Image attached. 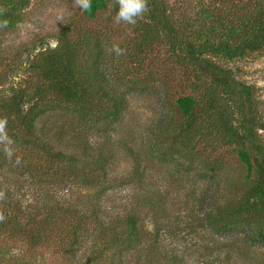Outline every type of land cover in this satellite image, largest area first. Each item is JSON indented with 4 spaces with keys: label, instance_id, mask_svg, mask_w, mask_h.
Wrapping results in <instances>:
<instances>
[{
    "label": "rangeland",
    "instance_id": "1",
    "mask_svg": "<svg viewBox=\"0 0 264 264\" xmlns=\"http://www.w3.org/2000/svg\"><path fill=\"white\" fill-rule=\"evenodd\" d=\"M166 2L175 21L185 27L188 22L209 13L221 16L222 21L216 24L221 34L230 23L227 18L237 20V16H241L237 9L242 6L245 12V4L254 11L257 0ZM72 5L73 0H30L12 26L0 29V100L18 89L33 90L38 81L33 59L41 50L55 47L67 25L75 31L87 28L100 35L107 49V78L114 93L125 100L118 120L111 125L84 123L68 119V111L57 107L49 110L51 117L45 115L40 124L53 129L52 135L64 127L68 132L66 143L71 142L70 139L74 141L75 136L81 137L94 157L108 148L104 152L109 159L106 188L99 190L83 182L82 166L87 163L89 168L95 159L83 156L82 148L77 150L74 145L51 141L49 145L60 154L63 151L79 154L74 164L72 161L59 164L44 150L32 149L31 145H23L22 149L14 144L16 154L23 161L28 160L32 167L0 165V189L7 192L6 201L0 202V209L7 218L0 225L18 212V219L39 214L36 220L41 221L52 209L57 223L48 241L35 249L21 238L11 239L8 231L0 232V264H85L87 260L89 264H112L114 258L120 260L118 264H175V259L169 262L167 256L171 255L179 256L183 264H264V244L252 240L246 230L213 227L206 216L216 204L232 196L231 180L245 174L246 165L237 147L223 145L216 155H211L219 159L216 169L207 162H190L189 158L177 154L169 142L162 143L163 137L159 140L156 137L168 110L176 109L180 95L191 92L193 71L176 57L166 40L137 56V62L129 53L122 58L112 55L109 49L113 42L127 48L128 42L135 39L131 26L114 23L115 13L111 7L89 17ZM205 9L209 12H203ZM58 14L63 15L64 23L56 21ZM224 63L239 80L254 87L259 114L264 121V50ZM105 107L100 106L102 111ZM236 118L241 120L240 113H236ZM257 130L264 144V129ZM128 147L134 150L135 156ZM198 151L201 157L210 156L202 145ZM136 158L141 159L144 169L143 182L134 177L138 166ZM142 194L152 200L159 199V208L152 209L142 199ZM16 201L20 202L22 210L15 206ZM93 204L100 220L105 221L132 209L138 210L147 238L135 248H127L123 256L115 255L113 247L105 245L106 239L98 235L97 221L90 216ZM60 205L70 207L69 211L62 213L58 209ZM74 209L88 214L85 225L81 226L83 229L78 226L79 214ZM73 236H76L74 246L70 247Z\"/></svg>",
    "mask_w": 264,
    "mask_h": 264
},
{
    "label": "trees",
    "instance_id": "2",
    "mask_svg": "<svg viewBox=\"0 0 264 264\" xmlns=\"http://www.w3.org/2000/svg\"><path fill=\"white\" fill-rule=\"evenodd\" d=\"M29 3L30 0H3L0 8L5 12L0 15V20L7 19L8 26H12ZM254 5V11L247 4L245 12L242 6L237 9V14L241 16H237V20L227 18L230 23L219 34L216 24L222 21L221 16L209 13L195 22H188L185 27L178 20L175 21L166 0H149V11L135 27L130 25L135 39L128 42L130 48L126 51L137 62V56L153 50L157 42L166 40L176 57L193 71L191 92L180 95L176 109L168 110L156 137L158 140L163 137L164 140H160L162 143L169 142L177 154L189 158L190 162H207L216 169L219 159H213L211 155H216L223 145H235L246 165L245 174L231 180L232 196L211 208L206 214L207 220L213 227L223 230H246L252 240L264 244V144L257 130L260 127L264 129V121L259 114L254 87L239 80L232 68L224 63L264 50V0H257ZM109 7L116 14L118 5L115 0H92V9L85 14L95 17L99 11ZM207 11L205 9L203 12ZM102 39L93 30L83 28L75 31L67 25L56 46L41 50L33 59L32 67L38 77L33 90L18 89L0 100V117L8 119L7 130L16 145L22 149L23 145H31L32 149L44 150L53 162L58 161L59 164L67 161L74 164L79 154L70 155L65 151L60 154L49 145L51 141L74 145L77 150L82 148L83 156L95 160L89 168L86 163L89 161H86L79 173L84 183L93 188L99 187V190L106 188L109 159L104 152L108 148L101 149L99 155L94 157L81 137L75 136L74 141L70 139L71 142L66 143L68 132L64 127L52 135L53 129L44 127L40 121L45 115L51 117L49 110L57 107L68 111V119H79L84 123L111 125L118 120L125 100L114 93L107 78L105 59L108 56ZM101 105L106 106L104 111ZM236 113H240V121ZM201 145L209 150L210 156L201 157L198 151ZM128 151L135 156L132 148L128 147ZM210 158L213 160L209 161ZM136 161L138 166L134 177L140 182L145 174L140 165L141 159L136 158ZM0 165L13 166L2 151ZM20 167L32 166L26 160ZM141 197L152 209L159 208V199L152 200L145 194ZM15 206L22 210L20 202L16 201ZM41 207L44 209L46 203ZM92 208L90 216L97 221L95 227L98 235L100 239H106L105 245L113 247L115 255L123 256L127 248H135L147 238L138 210L132 209L105 221L100 220L94 204ZM58 209L65 213L70 207L60 205ZM74 212L79 214L78 226L85 225L87 212L76 209ZM19 214L10 215L5 224L0 225V232L8 231L11 239L21 238L33 249L46 243L52 227L57 223L54 210L48 211L41 221L36 220L39 214L18 219ZM156 222L159 223V220ZM75 238L73 236L69 242L70 247L74 246ZM167 257L170 258L169 262L175 259V264H183L179 256ZM115 260L112 264L120 261ZM89 263L90 260L85 262Z\"/></svg>",
    "mask_w": 264,
    "mask_h": 264
},
{
    "label": "clouds",
    "instance_id": "3",
    "mask_svg": "<svg viewBox=\"0 0 264 264\" xmlns=\"http://www.w3.org/2000/svg\"><path fill=\"white\" fill-rule=\"evenodd\" d=\"M118 9L114 16V23H124L126 25L136 26L138 20L149 11V0H115ZM73 7L81 9L83 12H90L92 9V0H73ZM5 9L0 8V15H3ZM56 21L64 23L62 14H58ZM8 26V20H0V29ZM110 53L116 57H121L127 54L125 48L121 47L118 42H113L109 49ZM8 119L0 117V151L3 152L7 161L13 166H20L23 163L21 156L16 154L14 139L8 133ZM6 189H0V202L6 201ZM5 212L0 209V222L6 220Z\"/></svg>",
    "mask_w": 264,
    "mask_h": 264
}]
</instances>
